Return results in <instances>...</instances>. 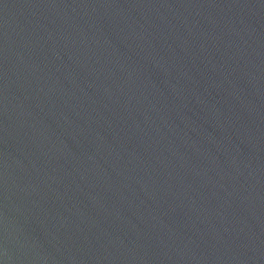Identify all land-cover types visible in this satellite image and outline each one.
Returning <instances> with one entry per match:
<instances>
[{
	"label": "water",
	"instance_id": "95a60500",
	"mask_svg": "<svg viewBox=\"0 0 264 264\" xmlns=\"http://www.w3.org/2000/svg\"><path fill=\"white\" fill-rule=\"evenodd\" d=\"M0 264H264V0H0Z\"/></svg>",
	"mask_w": 264,
	"mask_h": 264
}]
</instances>
